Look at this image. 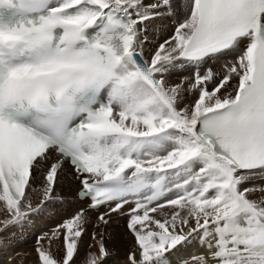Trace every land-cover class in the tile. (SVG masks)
<instances>
[{"label":"snow or ice","instance_id":"obj_1","mask_svg":"<svg viewBox=\"0 0 264 264\" xmlns=\"http://www.w3.org/2000/svg\"><path fill=\"white\" fill-rule=\"evenodd\" d=\"M0 212L35 264H264V0H0Z\"/></svg>","mask_w":264,"mask_h":264},{"label":"bare ground","instance_id":"obj_2","mask_svg":"<svg viewBox=\"0 0 264 264\" xmlns=\"http://www.w3.org/2000/svg\"><path fill=\"white\" fill-rule=\"evenodd\" d=\"M164 35H167V33H164ZM172 80L178 81L179 77L173 76ZM63 191H64V195L69 200H71L72 196L71 193L69 192L67 184H65ZM36 198H37V194H33V199L35 200ZM2 218H3V213L0 212V219ZM46 222H49L51 225H53L56 223V220H48ZM46 222L37 221L34 227L30 228L28 231H26L23 234H19V233L14 235L9 234V244L7 248L0 249V255L6 257L13 250L21 254H30V255H22L21 257H18L17 258L18 264H35L36 256L33 251L36 244L35 236L41 233L44 229H46L45 226H42ZM110 232L112 233V237H113L110 246H114L115 250L119 253L120 257H124L127 254L129 248L134 243L132 236L129 234L128 230L123 225H120V222L114 223L110 229ZM33 240L35 241L33 242Z\"/></svg>","mask_w":264,"mask_h":264}]
</instances>
